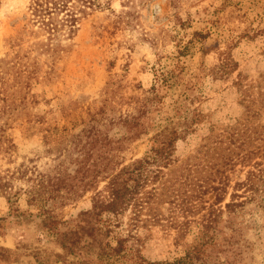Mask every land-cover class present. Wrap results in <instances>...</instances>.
Masks as SVG:
<instances>
[{
  "label": "rangeland",
  "instance_id": "374dc122",
  "mask_svg": "<svg viewBox=\"0 0 264 264\" xmlns=\"http://www.w3.org/2000/svg\"><path fill=\"white\" fill-rule=\"evenodd\" d=\"M30 3L0 0V60L15 108L5 134L14 148L0 150V172L28 160L43 171L61 165L77 184L96 178L104 194L103 177L142 158L165 120L187 117L171 163L138 170L149 180L135 201L117 218L103 216L111 229L102 240L125 239L124 257L89 264L174 262L194 245L201 258L191 264H264V0H113V12L82 18L55 53L44 50ZM160 73L172 85L153 98L146 134L130 138L117 118L152 96ZM93 126L97 142L84 134ZM119 145L123 165L100 166L97 155ZM250 174L254 191L235 186ZM91 206L89 192L59 218L71 222ZM37 210L24 197L11 206L0 196V264H79Z\"/></svg>",
  "mask_w": 264,
  "mask_h": 264
},
{
  "label": "trees",
  "instance_id": "16d2710c",
  "mask_svg": "<svg viewBox=\"0 0 264 264\" xmlns=\"http://www.w3.org/2000/svg\"><path fill=\"white\" fill-rule=\"evenodd\" d=\"M112 1L31 0L28 10L32 16V21L38 23L39 27L47 34L45 40L41 42L44 50L55 53L58 51L57 47L62 38L68 40L76 35L80 28L79 21L82 18L93 12L105 10L113 12L111 9ZM63 12L64 15L59 18V14ZM3 64L4 61L0 60V150L10 156L14 145L5 138V134L15 119L10 117V111L15 108L12 106L11 99L7 98V91L10 86L7 77L9 73L3 68ZM223 68V65L219 66L222 74L224 73ZM171 78L166 74H157L150 89L152 96L137 102V105H133L128 112L118 116L117 120L125 128H128L130 138H137L146 134L149 127L147 126L148 108L163 85H172L169 82L172 81ZM104 101L106 102L107 99ZM19 110L24 115L28 111L24 103L20 104ZM176 111L180 113V108L177 107ZM99 113L102 114L103 110H100ZM96 115L97 113L92 114V118H95ZM165 121V125L153 134L150 148L142 158L132 160L111 176L103 177L106 180L104 194L93 188V184L97 183L96 178L87 180V182L80 180L77 184L75 176L67 174L65 169L60 170L61 165L43 171L38 170L37 166L32 164V160H28L27 163L23 161L12 169L8 168L0 172V196L4 197L11 206L16 204L21 197H24L28 204L37 206L36 216L41 219L42 227L55 231L57 243L65 251L66 256L76 258L79 260V264H89L93 261L96 263L107 262L121 255L124 257L125 239L117 238L114 245L109 240H102L110 235L109 230L111 229L110 224H103V216L112 215L117 218L118 214L127 210L135 201L139 195L140 183L142 182L143 187V184L149 180V176H143L138 170H145L151 166L165 167L171 163L175 144L190 130L191 123L187 117L183 121H175L171 118ZM46 131H49V128ZM98 132L95 126L88 130L84 129L86 138L90 139L91 142H97ZM104 141H106L104 146L110 144L109 140L104 139ZM117 150L116 153L112 154L105 152L98 154L97 160L100 166L111 168L123 165L124 150L121 145L117 147ZM93 167L96 168L97 166ZM260 171L261 174L264 172ZM235 186H245L246 190L254 191L255 183L252 174L247 177L246 182L236 183ZM214 189L222 190L221 187ZM89 192H92L91 209L80 213L71 222L59 218V210L77 202ZM230 205H232L231 202L226 207ZM61 225L66 228L62 232L57 230L58 226ZM201 246L194 245L183 258L174 262H148L137 256L129 264H191L193 260L201 258L199 256Z\"/></svg>",
  "mask_w": 264,
  "mask_h": 264
}]
</instances>
